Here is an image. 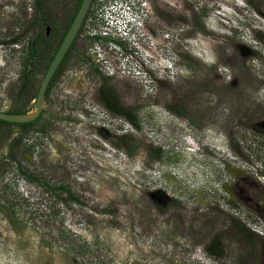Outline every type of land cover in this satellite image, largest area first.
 Listing matches in <instances>:
<instances>
[{
  "label": "rangeland",
  "instance_id": "obj_1",
  "mask_svg": "<svg viewBox=\"0 0 264 264\" xmlns=\"http://www.w3.org/2000/svg\"><path fill=\"white\" fill-rule=\"evenodd\" d=\"M51 1L55 50L77 0ZM247 1H94L23 146L0 127V264H264V10ZM33 4L0 0L5 113L35 110L49 68L31 64Z\"/></svg>",
  "mask_w": 264,
  "mask_h": 264
},
{
  "label": "trees",
  "instance_id": "obj_2",
  "mask_svg": "<svg viewBox=\"0 0 264 264\" xmlns=\"http://www.w3.org/2000/svg\"><path fill=\"white\" fill-rule=\"evenodd\" d=\"M82 2H83V0H77L75 7H74L75 8L74 15L68 21V23L65 25V30L62 33L61 42L59 43L57 49L54 50L53 47L52 48L49 47V40L51 39L50 38L51 36L47 37V35L43 33L42 25H45L48 23L52 24L50 11L53 8H55V6H57V4H53V2L51 0H34V4L31 6L32 13L30 15V26H31V28H35V27L37 28L38 27L41 29H40L39 35L36 38V42L34 44H32L33 47L31 50V64L47 63L50 66V64L52 63V61L56 55V52H57L59 46L61 45L67 31L69 30V28H70V26H71V24H72V22L76 16L78 10H79ZM247 2L254 9V11L257 14L263 15L262 10H264V0H248ZM89 15H90V13L87 16L86 21L88 20ZM78 38H79V35H78L77 39ZM77 39L75 40V42L77 41ZM64 60H66V58ZM29 89H30L29 85H27L25 89L24 88L21 89L20 98L25 102L24 105H26V102L32 97V93L30 91V90H32V88L30 90ZM26 90H29V91H26ZM48 92H49V89L47 91V94H48ZM37 95H38V92H36V97H35L36 99H37ZM22 110L23 109H21V108H17L15 111H12L11 113H13V114H25L26 112L22 111ZM32 124L33 123L15 124L22 129V132L20 133V136L14 140L13 148L16 147V149H17V148H20L23 146V142L26 140L27 133L29 132L28 129L32 127ZM132 124L134 126H136V124L134 122ZM7 125H13V124L0 120V127L7 126ZM128 155L132 156L133 152L128 150ZM31 179H33V178H31ZM32 181H34V179ZM47 190H49V188H47Z\"/></svg>",
  "mask_w": 264,
  "mask_h": 264
},
{
  "label": "water",
  "instance_id": "obj_3",
  "mask_svg": "<svg viewBox=\"0 0 264 264\" xmlns=\"http://www.w3.org/2000/svg\"><path fill=\"white\" fill-rule=\"evenodd\" d=\"M94 0H83L69 30L67 31L61 45L59 46L56 55L50 64L47 73L40 85L35 110L31 113L26 114H10L0 111V120L12 123V124H28L35 122L42 113L45 97L57 70L65 59L67 53L73 46L75 40L77 39L86 18L92 8ZM51 34V28L48 27L46 30V35L49 37Z\"/></svg>",
  "mask_w": 264,
  "mask_h": 264
},
{
  "label": "flooded vegetation",
  "instance_id": "obj_4",
  "mask_svg": "<svg viewBox=\"0 0 264 264\" xmlns=\"http://www.w3.org/2000/svg\"><path fill=\"white\" fill-rule=\"evenodd\" d=\"M74 45V44H73ZM73 47V46H72ZM72 47H71V49L69 50V52L67 53V55H66V57L65 58H67L68 57V54L70 53V51L72 50ZM64 61L65 60H63V62L62 63H64ZM62 67V64L60 65V67H59V69L57 70V72H56V74H55V76H54V78H53V80L56 78V76L58 75V73L60 72V68ZM46 75V74H45ZM53 80H52V82H53ZM52 82L50 83V85L52 84ZM50 87V86H49ZM263 211H264V209H263Z\"/></svg>",
  "mask_w": 264,
  "mask_h": 264
}]
</instances>
